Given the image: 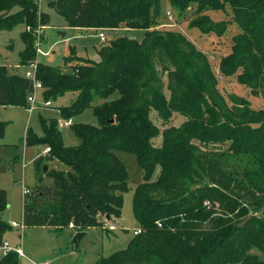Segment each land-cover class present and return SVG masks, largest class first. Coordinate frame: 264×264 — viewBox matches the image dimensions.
<instances>
[{
	"label": "trees",
	"instance_id": "trees-1",
	"mask_svg": "<svg viewBox=\"0 0 264 264\" xmlns=\"http://www.w3.org/2000/svg\"><path fill=\"white\" fill-rule=\"evenodd\" d=\"M47 3L68 27L145 33L101 43L99 60L73 54L55 65L41 60L35 45L37 27L51 20L40 0H0V31L25 26L21 65L36 64L43 98L71 92L70 102L59 107L62 117L92 107L98 119V125L73 126L76 145L64 143L58 119H43L42 136L28 128L25 144L51 151L34 159L36 183L24 195V225L61 231L73 223L77 232L119 218L130 179L124 152L141 169L132 205L143 231L95 264H264V107H252L244 96L228 102L209 56L185 33L158 27L162 0ZM171 3L179 10L197 4L200 16L189 27L219 37L226 35L228 20H213L204 11L231 10L238 30L229 38L231 54L223 57L221 74L235 75L253 94L264 95V0ZM33 89L25 74L0 63V105L30 108ZM152 112L164 123L183 120L161 130ZM6 126L0 121V139ZM54 160L63 168L45 171ZM8 206L7 190L0 188V243L12 230L4 218ZM0 264H20V257L10 251Z\"/></svg>",
	"mask_w": 264,
	"mask_h": 264
},
{
	"label": "rangeland",
	"instance_id": "rangeland-1",
	"mask_svg": "<svg viewBox=\"0 0 264 264\" xmlns=\"http://www.w3.org/2000/svg\"><path fill=\"white\" fill-rule=\"evenodd\" d=\"M40 9L51 15L49 26L43 27L41 49L44 50L45 44L47 46L53 44L49 53L42 55V59L55 65H62L64 56L73 54H79L81 58L84 56L86 59L99 60L97 48L101 43H107L118 36L142 39L145 33L144 29L139 28L101 29L99 31H103L107 36L106 40H103L99 35L100 32L97 33L91 30L85 35H78L74 30L66 29V34L61 36L57 34L59 29L54 28H59L66 24L64 17L52 9L48 5L47 0H40ZM204 14L216 21L228 20L229 27L226 35L219 37L213 32L203 33L197 27H189L190 22L200 16L195 3L190 4L184 10H179L177 7L172 6L171 0H162V9L157 18V24L160 29H172L185 33L198 48L209 56L212 70L218 77V87L230 104L234 103V100H232L233 96H244L251 102L252 107L256 109L264 107V95L253 94L249 87L238 82L235 75L224 76L221 74V61L226 54L230 53L228 52L229 38L238 30L236 24L230 22L231 10L227 12L219 9H210L204 11ZM24 29L25 26L19 24L12 30L0 31V63L10 64L15 68L14 70L17 69L22 74H25L30 69L28 65H21L20 60V53L24 48L22 39ZM65 38L76 52L70 51L71 49L68 51L64 50L61 39ZM70 94L72 93L51 99V106L45 104L43 97L37 98L34 104L30 102V109L24 106L5 108L0 105V121L7 123L5 135L0 139V187L7 190L10 200V208L5 216L9 224L13 220L23 223V184L30 187L35 185L36 178L33 161L43 152L45 147L38 144L27 146L25 144L27 129L31 128L35 134L42 136L44 134L43 119H58L59 121L63 119L59 107L68 102ZM151 117L161 130L171 125L178 126L183 120L182 116H177L175 119L164 123L155 112H152ZM72 119L74 121L73 125L59 123L66 145L79 143L73 126L83 123L98 125V119L92 107L72 116ZM161 141L160 135L154 142L159 144ZM18 145L24 149L23 160L14 162V150H16ZM120 155L126 163L128 161L130 179L129 189L124 194L122 214L119 218L111 221L116 225V229L110 230L106 225L90 227L86 230V235L77 247L72 241V234L76 232L71 229L72 226L61 231H54L46 226L14 228V231L6 235V238L12 245L22 247L26 257L20 259V264H32L31 261H47L49 264H95L101 257L108 256L127 247L130 239L134 236V229L140 227L134 216L132 202L135 187L142 180V176L140 167L134 161V155L124 152H121ZM24 161L27 162L26 166L23 164ZM54 164L58 168H63V164L60 162ZM54 164L53 166H55ZM259 257L264 259V253L260 252Z\"/></svg>",
	"mask_w": 264,
	"mask_h": 264
},
{
	"label": "built area",
	"instance_id": "built-area-1",
	"mask_svg": "<svg viewBox=\"0 0 264 264\" xmlns=\"http://www.w3.org/2000/svg\"><path fill=\"white\" fill-rule=\"evenodd\" d=\"M43 27L44 26H41L39 25L36 29V34H37V38H36V42H35V45H36V48H37V52L38 54H45V52L43 51V49H41V46H40V43H41V33L43 31ZM28 30H30L31 28L28 27L27 28ZM100 37L103 39V40H106V34L102 31L99 33ZM30 67V69H28L26 72H25V75L26 77H28L29 79L32 80L33 82V92L28 96V100L29 102H31L32 104H34L36 102V94H37V91L38 90H41L43 88V84H42V81L37 77V74H36V64L35 63H32L30 65H28ZM51 100H46L45 101V104L46 105H51ZM60 124H63V125H71L73 123V120L72 118H69V119H61L59 121ZM51 151V148L50 146H45L44 149H43V152L42 154L43 155H47L49 152ZM23 164L26 166L27 165V162L24 161ZM31 191V187H29L28 185L26 184H23V193L24 195L29 193ZM12 226H16V227H20V228H23L24 227V222L23 223H20V222H12ZM71 226L73 227L74 224L71 223ZM106 226L110 229V230H113V229H116V225L114 223H107ZM143 231V229L141 227H138L136 229H134V234H139ZM10 251H16L19 255V257H22V256H26L22 247L21 246H13L11 245L8 241L4 240L2 243H0V259H2L4 256H6ZM32 264H49V262L47 261H42V262H34V261H31Z\"/></svg>",
	"mask_w": 264,
	"mask_h": 264
},
{
	"label": "crops",
	"instance_id": "crops-1",
	"mask_svg": "<svg viewBox=\"0 0 264 264\" xmlns=\"http://www.w3.org/2000/svg\"><path fill=\"white\" fill-rule=\"evenodd\" d=\"M46 26H49V24L48 25H46ZM54 29H59V30H57L58 32H57V34L58 35H65L66 34V29L68 30V29H71V30H74L75 31V33H77L78 35H85L86 33H88L89 31H91V30H93V31H95L94 29H89V30H79V29H75V28H72V27H68L66 24H63L61 27H59V28H54ZM102 30H106V29H102ZM97 32H99V31H97ZM44 35H45V33H44ZM44 37V36H43ZM44 41V40H43ZM61 42H62V44H63V46H64V50L65 51H68L69 49H70V45L68 44V42H67V39L65 38V39H61ZM46 45V49L44 48V52L46 53V54H39V57H40V59L41 60H43L42 59V55H47L48 53H49V50H50V48H52L53 46V44L52 45H48L47 46V44H45ZM52 46V47H51ZM24 47H25V44H24ZM78 56H80L79 54H77ZM67 56V55H66ZM82 56V55H81ZM65 57V56H64ZM83 58H84V56H83ZM2 64H6V63H2ZM63 64H64V58H63ZM62 64V65H63ZM7 65H9V66H11L10 64H7ZM61 65V66H62ZM12 67V66H11ZM12 68H14V67H12ZM15 69V68H14ZM16 71H18L17 69H16ZM19 72V71H18ZM21 73V72H20ZM67 94V93H66ZM40 97H43V95H42V89L41 90H38L37 91V94H36V98H40ZM71 98H72V94H70V98L68 99V102L66 103V104H68L69 102H70V100H71ZM46 101V100H45ZM52 102V101H51ZM51 105H52V103H51ZM51 105H47V106H51ZM3 107H5V108H9L10 106H3ZM31 108V107H30ZM29 108V109H30ZM73 120V119H72ZM74 122V121H73ZM28 130V129H27ZM27 133V132H26ZM28 146V145H27ZM43 146V145H42ZM17 148H16V150H14V155H13V160H14V162H20L21 160H23V158H22V154H23V152H24V149L20 146V145H18V146H16ZM42 154V153H41ZM34 162V161H33ZM56 162H58V161H48L47 163H48V167H50V166H52L53 167V164L54 163H56ZM55 165V164H54ZM57 165H55L54 167H56ZM35 175V174H34ZM29 186V185H28ZM30 187V186H29ZM1 188V187H0ZM8 199H9V196H8ZM10 208V200H9V206H8V208H7V210ZM7 210L5 211V214H4V218H5V216H6V212H7ZM14 221H16V220H13L12 222H14ZM12 222H11V224H12ZM16 222H18V221H16ZM24 227H25V225H24ZM14 228H20V227H16V226H12V230H10V231H8L6 234H5V237H4V240H6V241H8L11 245H12V243L6 238V235L7 234H9L10 232H12V231H14ZM69 228H71V227H69ZM71 229H73V228H71ZM86 232V231H85ZM86 235V234H85ZM83 239V238H82ZM82 239H81V241H82ZM81 243V242H80ZM13 246H17V245H13ZM23 257H26V256H22V257H20V259L21 258H23Z\"/></svg>",
	"mask_w": 264,
	"mask_h": 264
},
{
	"label": "water",
	"instance_id": "water-1",
	"mask_svg": "<svg viewBox=\"0 0 264 264\" xmlns=\"http://www.w3.org/2000/svg\"><path fill=\"white\" fill-rule=\"evenodd\" d=\"M48 169V163H45L44 170L46 171ZM85 231H77L72 234V241L76 244L78 247L80 245L81 239L85 236Z\"/></svg>",
	"mask_w": 264,
	"mask_h": 264
}]
</instances>
